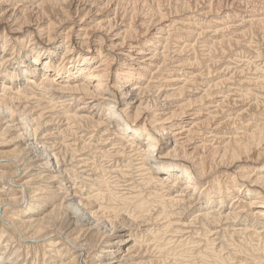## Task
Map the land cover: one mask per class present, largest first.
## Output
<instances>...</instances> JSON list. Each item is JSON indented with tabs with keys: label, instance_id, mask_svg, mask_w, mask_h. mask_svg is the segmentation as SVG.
<instances>
[{
	"label": "bare ground",
	"instance_id": "6f19581e",
	"mask_svg": "<svg viewBox=\"0 0 264 264\" xmlns=\"http://www.w3.org/2000/svg\"><path fill=\"white\" fill-rule=\"evenodd\" d=\"M172 1L0 0V264H264V0Z\"/></svg>",
	"mask_w": 264,
	"mask_h": 264
},
{
	"label": "rangeland",
	"instance_id": "374dc122",
	"mask_svg": "<svg viewBox=\"0 0 264 264\" xmlns=\"http://www.w3.org/2000/svg\"><path fill=\"white\" fill-rule=\"evenodd\" d=\"M157 1H158V0H157ZM170 1H171L172 3H174V1H172V0H166V1H165V0H159V4H160V5H163V6L165 5V6H164L165 8H166V7H167V8H168V7H171V8H172L174 4H172ZM206 1L208 2L209 0H205V2L203 1L204 4H203V2L200 3L199 7H201L202 5L205 6V5L207 4ZM224 1H225V2H224ZM226 1H227V0H223V1H222V8H221L222 10H221V11H223V12H228V11H235V12H237V8H232V6H231V2H228V1H227V2H228V3H227ZM175 2H176V1H175ZM168 3H171V5H169ZM229 3H230V4H229ZM215 4H217V2H216ZM226 4H227V5H226ZM168 5H169V6H168ZM224 7H225V8H224ZM229 7H231V8H229ZM235 9H236V10H235ZM172 11H173V10H172ZM223 12H220V13L223 14ZM220 13H219V14H220ZM189 72H191V71H189Z\"/></svg>",
	"mask_w": 264,
	"mask_h": 264
}]
</instances>
